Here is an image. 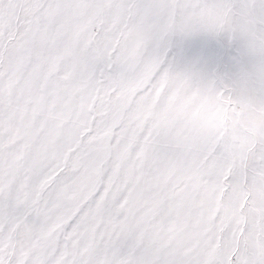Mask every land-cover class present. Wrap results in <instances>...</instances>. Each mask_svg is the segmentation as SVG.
<instances>
[{"label": "snow or ice", "instance_id": "obj_1", "mask_svg": "<svg viewBox=\"0 0 264 264\" xmlns=\"http://www.w3.org/2000/svg\"><path fill=\"white\" fill-rule=\"evenodd\" d=\"M0 264H264V0H0Z\"/></svg>", "mask_w": 264, "mask_h": 264}]
</instances>
